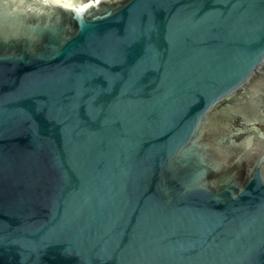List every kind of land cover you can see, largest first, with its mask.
Here are the masks:
<instances>
[{"label":"water","instance_id":"1","mask_svg":"<svg viewBox=\"0 0 264 264\" xmlns=\"http://www.w3.org/2000/svg\"><path fill=\"white\" fill-rule=\"evenodd\" d=\"M0 264H264V0H0Z\"/></svg>","mask_w":264,"mask_h":264}]
</instances>
